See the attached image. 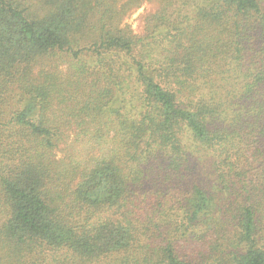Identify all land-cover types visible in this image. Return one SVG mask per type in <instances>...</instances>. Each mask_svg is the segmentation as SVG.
<instances>
[{
  "label": "trees",
  "instance_id": "1",
  "mask_svg": "<svg viewBox=\"0 0 264 264\" xmlns=\"http://www.w3.org/2000/svg\"><path fill=\"white\" fill-rule=\"evenodd\" d=\"M153 1L0 0V264H264V0Z\"/></svg>",
  "mask_w": 264,
  "mask_h": 264
},
{
  "label": "rangeland",
  "instance_id": "2",
  "mask_svg": "<svg viewBox=\"0 0 264 264\" xmlns=\"http://www.w3.org/2000/svg\"><path fill=\"white\" fill-rule=\"evenodd\" d=\"M126 1L122 0L121 4L125 3ZM140 1H141L140 7L131 10V12H129L123 20V25L128 26L135 36H142L144 34L147 16L155 12L158 8V5L153 0H140ZM51 68H54V70H57L59 72H67L68 70V66L64 58L56 57V56H48L43 61V64L34 67L33 74H38V72L40 71H48ZM85 82L86 81L83 82V79H81V93L84 89L83 83ZM96 89L97 86H94L93 83H91L90 90L93 92ZM70 133L73 132L72 131L66 132V134L70 136L67 140V143L66 144L61 143L60 145H58L59 147H58V151L56 152V155L59 158L63 157V155H65L66 152L71 150L72 148L71 136L73 134ZM92 154L94 153L93 152L89 153V156H92Z\"/></svg>",
  "mask_w": 264,
  "mask_h": 264
}]
</instances>
